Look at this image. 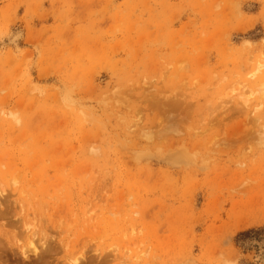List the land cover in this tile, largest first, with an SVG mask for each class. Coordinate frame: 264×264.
I'll return each mask as SVG.
<instances>
[{"label": "rangeland", "instance_id": "374dc122", "mask_svg": "<svg viewBox=\"0 0 264 264\" xmlns=\"http://www.w3.org/2000/svg\"><path fill=\"white\" fill-rule=\"evenodd\" d=\"M0 191V264H264V0H0Z\"/></svg>", "mask_w": 264, "mask_h": 264}, {"label": "bare ground", "instance_id": "6f19581e", "mask_svg": "<svg viewBox=\"0 0 264 264\" xmlns=\"http://www.w3.org/2000/svg\"><path fill=\"white\" fill-rule=\"evenodd\" d=\"M1 192V191H0ZM3 192V191H2ZM1 194V193H0ZM27 228H29V226L27 227ZM28 231V230H27ZM36 231V230H35ZM36 232H34L33 233V231H32V235L30 236V238H29V243H28V246H29V249L28 248H25V251L23 250V256L25 257V258H28L29 257V254L28 253H33V254H35L36 256H39L40 257V259H41V261L43 260L42 259V257L45 255V254H47L48 252L50 253V247H49V244H47L48 242H47V238L45 237V235H44V237L43 236H41V237H43V238H41V239H38V240H40L39 242L41 243L40 245H41V247H42V249H39V247H38V244L36 243L38 240L36 239ZM45 238H46V240H45ZM28 239V238H27ZM37 240V241H36ZM49 241V240H48ZM27 249V250H26ZM21 250V251H22ZM22 254V253H21ZM79 258H77V259H74V261H72L73 262V264H78L77 262L80 260H78ZM44 261V260H43ZM72 264V263H71Z\"/></svg>", "mask_w": 264, "mask_h": 264}, {"label": "trees", "instance_id": "16d2710c", "mask_svg": "<svg viewBox=\"0 0 264 264\" xmlns=\"http://www.w3.org/2000/svg\"><path fill=\"white\" fill-rule=\"evenodd\" d=\"M242 235H243V233H242Z\"/></svg>", "mask_w": 264, "mask_h": 264}]
</instances>
